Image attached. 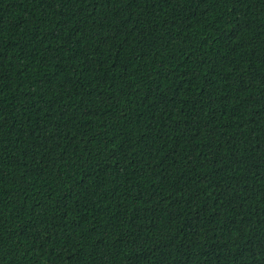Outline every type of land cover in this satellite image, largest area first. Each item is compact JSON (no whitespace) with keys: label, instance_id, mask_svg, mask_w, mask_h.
<instances>
[{"label":"trees","instance_id":"1","mask_svg":"<svg viewBox=\"0 0 264 264\" xmlns=\"http://www.w3.org/2000/svg\"><path fill=\"white\" fill-rule=\"evenodd\" d=\"M0 264H264V0H0Z\"/></svg>","mask_w":264,"mask_h":264}]
</instances>
